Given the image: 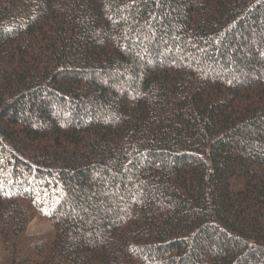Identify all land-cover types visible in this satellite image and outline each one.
Instances as JSON below:
<instances>
[{
  "label": "trees",
  "instance_id": "1",
  "mask_svg": "<svg viewBox=\"0 0 264 264\" xmlns=\"http://www.w3.org/2000/svg\"><path fill=\"white\" fill-rule=\"evenodd\" d=\"M0 264H264V0H0Z\"/></svg>",
  "mask_w": 264,
  "mask_h": 264
},
{
  "label": "rangeland",
  "instance_id": "2",
  "mask_svg": "<svg viewBox=\"0 0 264 264\" xmlns=\"http://www.w3.org/2000/svg\"><path fill=\"white\" fill-rule=\"evenodd\" d=\"M51 228V223L49 221H39L35 219L30 225V231L39 232L41 230H49Z\"/></svg>",
  "mask_w": 264,
  "mask_h": 264
},
{
  "label": "snow or ice",
  "instance_id": "3",
  "mask_svg": "<svg viewBox=\"0 0 264 264\" xmlns=\"http://www.w3.org/2000/svg\"><path fill=\"white\" fill-rule=\"evenodd\" d=\"M51 213H44V215H50Z\"/></svg>",
  "mask_w": 264,
  "mask_h": 264
}]
</instances>
